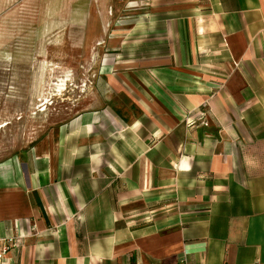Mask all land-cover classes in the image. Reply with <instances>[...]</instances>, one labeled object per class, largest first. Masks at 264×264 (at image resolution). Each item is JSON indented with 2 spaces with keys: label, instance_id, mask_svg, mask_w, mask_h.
Here are the masks:
<instances>
[{
  "label": "crops",
  "instance_id": "crops-1",
  "mask_svg": "<svg viewBox=\"0 0 264 264\" xmlns=\"http://www.w3.org/2000/svg\"><path fill=\"white\" fill-rule=\"evenodd\" d=\"M104 1L0 0V29L101 34L76 114L0 163L2 264H264V0H126L91 28Z\"/></svg>",
  "mask_w": 264,
  "mask_h": 264
},
{
  "label": "rangeland",
  "instance_id": "rangeland-1",
  "mask_svg": "<svg viewBox=\"0 0 264 264\" xmlns=\"http://www.w3.org/2000/svg\"><path fill=\"white\" fill-rule=\"evenodd\" d=\"M120 7L118 16L95 18L91 28H110L113 19L127 22V1ZM103 8L112 14V1H104ZM79 21L57 17L55 31H47L33 26L31 18L21 28L13 16L0 29V163L31 151L53 126L49 122L70 119L81 97L90 94L97 72L93 46L101 34L81 31Z\"/></svg>",
  "mask_w": 264,
  "mask_h": 264
},
{
  "label": "built area",
  "instance_id": "built-area-1",
  "mask_svg": "<svg viewBox=\"0 0 264 264\" xmlns=\"http://www.w3.org/2000/svg\"><path fill=\"white\" fill-rule=\"evenodd\" d=\"M208 107L207 104L201 106V109L196 112L194 115H191L187 119V124L190 128H194L197 123L200 126L209 127L208 122ZM198 120V122H197ZM23 244L22 237L8 236L5 238H0V264L5 257V255L13 249L20 248Z\"/></svg>",
  "mask_w": 264,
  "mask_h": 264
}]
</instances>
